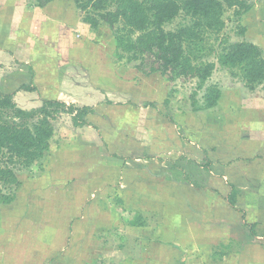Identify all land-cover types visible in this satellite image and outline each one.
Masks as SVG:
<instances>
[{"label":"rangeland","instance_id":"1","mask_svg":"<svg viewBox=\"0 0 264 264\" xmlns=\"http://www.w3.org/2000/svg\"><path fill=\"white\" fill-rule=\"evenodd\" d=\"M60 1L50 10L58 24L82 19L84 13L72 0ZM246 2L249 8L239 15L225 8L221 32L204 37V50L195 60L213 62L214 69L199 89L197 78L166 80L157 72L161 77L156 80L158 75L146 77L127 55L116 59L114 39L112 46L109 39L113 31L109 26L104 30V23L97 36L80 35L71 25L68 51L61 27L27 14L35 0H0L6 7V24L0 26V91L12 94L17 106L26 110L56 99L90 108L76 124L66 112L55 114L49 150L29 166H15L17 183L3 188L11 201L0 203V264H264V81L250 90L237 69L217 59L226 42H252L264 55V0ZM190 21L180 13L164 28L174 30ZM17 32L23 35L18 45L12 39ZM10 49L19 54L17 61L6 60ZM32 65L39 76L36 82ZM112 71L121 90L107 100L103 85L114 77ZM75 80L83 88L75 87ZM210 84L219 89L217 104L193 110L192 98L201 104ZM69 90L82 97L71 102L65 95ZM150 90L158 94L148 95ZM157 156L201 166L202 186L217 191L218 212L224 211L228 198L234 200V209L249 212L243 227L228 217L234 238L200 250L193 242L179 248L177 243L163 245L167 253L161 255L158 243H167L158 229L162 222L176 223L169 206L177 208L176 195L182 200V193L188 198L190 192L171 185L156 201L166 206L153 204L145 207L150 210L146 213L129 195L134 185L122 167L143 162L149 166L153 160L145 159ZM213 175H224L223 186H210ZM176 178L171 181L176 183ZM142 211L152 230L138 234L131 223L140 222ZM254 235L259 238L252 241ZM164 237L176 240V233ZM134 238L149 241L137 244Z\"/></svg>","mask_w":264,"mask_h":264},{"label":"trees","instance_id":"2","mask_svg":"<svg viewBox=\"0 0 264 264\" xmlns=\"http://www.w3.org/2000/svg\"><path fill=\"white\" fill-rule=\"evenodd\" d=\"M52 1L35 0V3L43 7ZM72 1L84 13L82 21L91 28L97 29L100 23H105L112 29L116 59L127 55L128 60L137 62L136 68L143 74L159 72L166 80L180 76L197 78L199 89L214 69L213 62L195 60L204 50V37L221 32L225 8H233L236 15L249 8L246 0ZM180 13L189 17L190 23L165 30L164 24ZM217 59L220 65L237 69L250 90L264 81V55L252 42H226ZM26 90L31 91L29 87ZM219 97L218 87L210 84L201 104L192 98V108L211 109ZM89 109L58 100H43L40 106L26 110L17 106L12 94L0 91V203L11 201L3 188L17 183L15 166H29L49 150L53 135L50 120L55 114L66 112L76 124L78 119L83 121ZM228 203L235 205L232 198H228Z\"/></svg>","mask_w":264,"mask_h":264},{"label":"crops","instance_id":"3","mask_svg":"<svg viewBox=\"0 0 264 264\" xmlns=\"http://www.w3.org/2000/svg\"><path fill=\"white\" fill-rule=\"evenodd\" d=\"M58 2L60 3L61 1L54 0L52 2L47 3L43 7L34 6L33 8L34 10H26L28 13L26 11L25 12L30 16L32 14L36 16L38 15L37 17L32 15L36 18L41 16L38 19L35 18L34 19L35 21L38 20L39 22H47L50 26L53 25L56 27L57 26L61 27V29H63L66 32L65 45L66 47H68V51L72 50V40H71V36L68 33V31H70V29L72 28L71 25H74L73 28L77 29L80 35L81 33L94 34V32L96 34V32L99 31L102 27L104 30L105 28H108V25L104 23L102 27L99 26L97 29H93L90 27L89 24L83 22L82 19L80 20L79 16H78V20L74 21L70 19L69 22L67 21L65 22V24H61V25L58 24L56 22L57 17H54L50 11V10L56 9V7L59 6L57 4ZM22 6H23L22 8H24V4H22ZM5 9L6 7L1 4L0 5V26H3L4 24H6L3 22L5 19L4 16L6 15ZM17 19H19V17H17ZM20 34H21L20 32H17L16 35L12 37V39L17 42V45H18V40H20V38H23V35L20 36ZM97 35L98 33L96 34V36ZM84 39L83 40L80 39L79 40L80 43H83ZM109 39H110V44L112 46L113 37L110 35ZM5 55H6L5 56L6 60L13 59V61H17V58H19V54H17L15 50H12V49H10L9 51H6ZM21 66L22 64H20V67ZM32 67H33V76H34L33 80L34 82H36L38 81L37 78L39 76H38L37 70H34L35 66L32 65ZM86 68H87L86 66L80 67L81 70H84V69L86 70ZM110 73H111L110 76L114 74L113 75L114 77L110 78L108 80L109 82L105 84L107 85L105 86L106 88L103 85V88L105 90V95L107 96L106 98L107 100L116 98L115 96H117V93L120 92L119 90H121L120 89L121 81L119 79H118V82L117 80H115L116 72L112 71ZM152 74L158 75L155 78L156 80L161 77V75L157 74V72L152 73ZM145 76L148 77L147 75ZM80 79L83 80L82 78ZM79 80H75L74 82L75 87L83 88L82 84H78ZM33 85L34 83L32 84V86ZM51 87L55 88L56 85L54 84ZM132 90L133 89L131 88L130 91ZM146 93L142 94V96H144ZM153 94L157 95L158 92H153L150 90V92L148 93V95H153ZM65 95L66 97H69L71 99L70 100L71 102H74L75 98L77 97L78 98L82 97L72 92L70 94V90L69 92H66ZM112 96L113 98H111ZM139 96H141L140 93H139ZM56 100L62 102V100H59V99H56ZM93 109L96 112L94 111L92 115H96L97 110L96 108H93ZM134 147L135 146H132L131 152H133ZM263 153H264V150H263ZM145 160H153V162H151L149 166H147V162H143L144 164H142V166L135 165L133 168L131 167L128 168L126 164H124L122 167L126 169V174L128 175L130 179V183L134 185V187L132 186L133 188L129 190V195H131L130 193H132L133 201L136 202L139 205V207H142L143 209H145L146 213H150L149 212L150 210L145 207H149V208L154 207L153 204L159 205L160 208H162L164 205L166 206V204L162 203L163 201L159 202L160 204L156 201L162 200L161 198L164 196V194L166 193V190L171 185H172L171 187H173L174 185L176 189L177 188H180V189L187 188L190 192V195L188 196V198L190 196L192 197L190 200L192 203L186 204V199L188 198H186L183 193H182V196H180L182 200L179 199V197L176 195V205L178 207L172 208L171 205L169 206L170 209L172 210L171 212L176 214V217L178 220L176 221L175 224H172V222H168L169 225H165L162 222L161 226L159 227L158 231L160 234L163 235V239H166V243H167V244H162L161 242L158 243V246L160 247L161 250L163 248V245L168 246V244H176V243L179 248L182 245H188L190 242H193L194 246H196L198 250H200L201 248H208V247L211 248L212 246H216L220 243L226 244L232 238H234L232 234L234 227L233 225H231V220L228 217H232V218L234 217L236 218V220L240 222V224L237 223L235 225L236 227H239V226L243 227L244 223L248 221L247 217L249 215V212L244 209L242 210L234 209L228 203V199L224 201L225 202V204H223L224 211L218 212L215 209L216 200H217L216 198L217 191L211 190L208 187L202 186L201 181H200V175H199L201 173L199 171V167L201 168V166H197L195 162H191V161L186 162L183 158L180 161L177 160L174 162L172 160H162L160 157H158L157 159L149 157V158H146ZM155 169H157L156 172H155ZM172 178L177 179L176 183L175 182L173 183L171 181ZM222 178L215 177L214 175L211 176L209 178L210 186L215 187V188L217 187L218 184L223 186L222 183L224 182V180H222ZM185 181H188L189 183L185 184ZM142 204L143 206H141ZM139 214H140V217L142 218V219L140 218V222L136 221V223L135 222L131 223V227L133 228L134 232L139 234V233H146V231L150 229L152 230L151 228L152 226L148 225V223L150 222L149 221L146 222V219H144L146 215L145 212L142 211V212H139ZM254 214L256 213H251V215H254ZM157 216L159 219L163 217V215L160 213H157ZM252 223H255V220L252 221ZM255 226L257 227V224H255ZM168 233H171V234L176 233V240H170L168 237H164L168 235ZM255 237L256 239L259 238L256 235H254L252 241L256 240L254 239ZM148 241H149L148 239H144V238H134L133 242L138 244V243H146ZM175 248L177 249V247ZM164 250H166V248H164ZM164 250L161 251L162 252L161 255H163V257H165V253H167Z\"/></svg>","mask_w":264,"mask_h":264}]
</instances>
